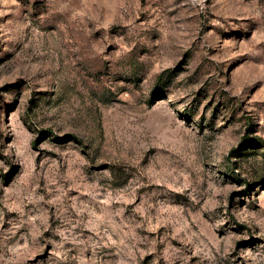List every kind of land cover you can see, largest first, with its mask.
Segmentation results:
<instances>
[{"label": "rangeland", "instance_id": "374dc122", "mask_svg": "<svg viewBox=\"0 0 264 264\" xmlns=\"http://www.w3.org/2000/svg\"><path fill=\"white\" fill-rule=\"evenodd\" d=\"M0 264H264V0H0Z\"/></svg>", "mask_w": 264, "mask_h": 264}]
</instances>
